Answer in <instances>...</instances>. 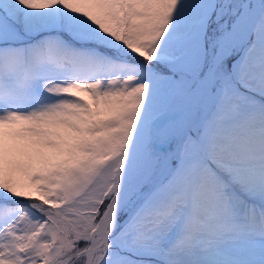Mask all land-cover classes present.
<instances>
[{"label":"snow or ice","instance_id":"snow-or-ice-1","mask_svg":"<svg viewBox=\"0 0 264 264\" xmlns=\"http://www.w3.org/2000/svg\"><path fill=\"white\" fill-rule=\"evenodd\" d=\"M0 264H264V0H0Z\"/></svg>","mask_w":264,"mask_h":264}]
</instances>
